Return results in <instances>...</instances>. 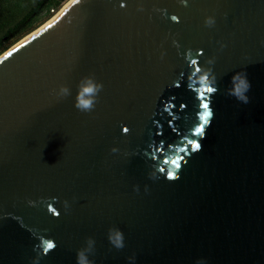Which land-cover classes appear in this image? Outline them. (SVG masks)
Instances as JSON below:
<instances>
[{"label":"water","instance_id":"1","mask_svg":"<svg viewBox=\"0 0 264 264\" xmlns=\"http://www.w3.org/2000/svg\"><path fill=\"white\" fill-rule=\"evenodd\" d=\"M88 237L95 264H264V0H76L0 58V264H76Z\"/></svg>","mask_w":264,"mask_h":264},{"label":"clouds","instance_id":"2","mask_svg":"<svg viewBox=\"0 0 264 264\" xmlns=\"http://www.w3.org/2000/svg\"><path fill=\"white\" fill-rule=\"evenodd\" d=\"M181 3L185 6L187 5V0H181ZM172 21H177V16H171ZM206 25L211 27L215 24L214 17H207L205 21ZM179 47V45H177ZM215 63L214 59H209L207 61L208 65H213ZM199 80L201 83L208 85V89L210 92H216L219 90L218 87V78L216 74L213 72L211 67L205 68L199 74ZM251 82L248 79L247 73L245 71L237 72L231 80V87L227 89V94L229 96L235 97L238 101L248 104L250 102V97L247 93L251 90ZM103 89V84L97 82L94 75L85 76L81 79L78 85V94L76 96L75 107L81 112H92L97 103L99 93ZM54 94L57 98H67L71 95V89L66 85H61L58 91L54 90ZM123 131L125 133L128 132L127 128H124ZM113 152L117 151V149L113 148ZM137 187V191H138ZM30 205L35 206L37 202L28 201ZM41 203L47 204L46 200H42ZM65 209L70 208L69 202L64 201ZM56 215H59L57 212ZM108 239L111 245L116 249H123L125 247V237L123 231L118 227H112L108 231ZM51 244L52 247L49 248L48 245ZM95 244L96 241L92 237H88L84 247H81L77 250L76 253V264H95V260L90 258L95 254ZM56 247L54 242L48 241L43 245L42 251L46 254L47 252L53 250ZM130 264H135V256L128 258ZM197 264H205L203 260L197 261Z\"/></svg>","mask_w":264,"mask_h":264},{"label":"rangeland","instance_id":"3","mask_svg":"<svg viewBox=\"0 0 264 264\" xmlns=\"http://www.w3.org/2000/svg\"><path fill=\"white\" fill-rule=\"evenodd\" d=\"M42 0H0V38L4 37L26 17ZM71 0H48L42 12L26 27L16 31L0 46V55L22 38L37 30L58 14Z\"/></svg>","mask_w":264,"mask_h":264},{"label":"trees","instance_id":"4","mask_svg":"<svg viewBox=\"0 0 264 264\" xmlns=\"http://www.w3.org/2000/svg\"><path fill=\"white\" fill-rule=\"evenodd\" d=\"M38 3L39 4H37V6L33 8L32 11L26 17H24L19 24H17L12 30H9L4 37L0 38V46L9 39L10 35H13L16 31L26 27L29 23H31L35 16L40 14L43 8L48 4V0H42Z\"/></svg>","mask_w":264,"mask_h":264},{"label":"bare ground","instance_id":"5","mask_svg":"<svg viewBox=\"0 0 264 264\" xmlns=\"http://www.w3.org/2000/svg\"><path fill=\"white\" fill-rule=\"evenodd\" d=\"M76 0H71L68 5H66L58 14H56L54 17H52L50 20H48L45 24H43L41 27H39L37 30L33 31L32 33H30L29 35L25 36L24 38H22L19 42H17L16 44H14L13 46H11L8 50H6L4 53H2L0 55V58L6 54L8 51H10L11 49H13L14 47H16L17 45H19L21 42H23L24 40H26L27 38H29L30 36H32L33 34L39 32L40 30H42L43 28H45L46 26H48L49 24H51L52 22H54L69 6L73 5V3Z\"/></svg>","mask_w":264,"mask_h":264},{"label":"snow or ice","instance_id":"6","mask_svg":"<svg viewBox=\"0 0 264 264\" xmlns=\"http://www.w3.org/2000/svg\"><path fill=\"white\" fill-rule=\"evenodd\" d=\"M208 91L210 92L211 90H210V89H208ZM203 106H204V108H205V109H207V108H208V104H204ZM208 115H210V113H207V112H206V113H205V116L207 117ZM48 247H49V248H51V247H52V245H51V244H49V245H48Z\"/></svg>","mask_w":264,"mask_h":264}]
</instances>
